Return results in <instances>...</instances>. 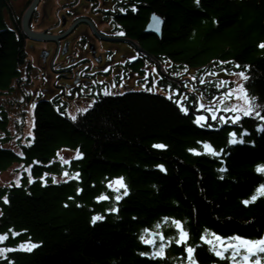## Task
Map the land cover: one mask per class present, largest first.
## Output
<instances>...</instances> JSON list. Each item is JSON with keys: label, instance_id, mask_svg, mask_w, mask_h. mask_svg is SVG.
<instances>
[{"label": "trees", "instance_id": "obj_1", "mask_svg": "<svg viewBox=\"0 0 264 264\" xmlns=\"http://www.w3.org/2000/svg\"><path fill=\"white\" fill-rule=\"evenodd\" d=\"M114 3L113 10L101 9L103 16L145 52L129 67L144 75L141 69L147 59L169 62L166 71L159 69L157 79L169 92L132 89L101 94L75 120L59 98L39 96L29 135L25 133L26 106L37 68L29 57L23 14L16 12L11 0H0V197H8V203L0 199V234L7 233L0 246L36 245L31 251H8L0 264L9 260L12 264H187V246L194 248L197 264H230L228 253L222 260L200 237L214 239L212 232L250 238L264 235V194L255 192L264 183V174L255 171L257 163H264V121L249 114L235 124L229 120L219 124L211 118L202 122L211 123L210 128L195 124L196 115L206 108L199 107L198 92L189 83L218 71L238 72L247 64L249 79L244 87L250 96L258 97L257 103L264 104V48L258 46L264 41V0ZM5 10L12 25L5 19ZM152 11L164 18L161 36L144 30ZM220 61H235L241 67ZM189 69L195 71L189 73ZM147 79L153 83L151 73ZM228 86L224 83L213 90L209 84L206 94H221ZM177 101L196 108L184 113ZM260 115L264 116V110ZM257 124L262 127L257 129ZM243 129H247L245 143L239 140ZM233 131L237 142L229 145ZM204 141L223 152L219 157L207 153ZM156 143L167 147H153ZM61 149L75 155L63 159ZM16 163L20 164L19 185L2 183L1 174ZM160 164L164 169L155 167ZM75 172L79 179L72 175ZM29 173L34 178L31 184ZM53 175L59 183L52 182ZM120 176L128 192L117 201L116 190L108 188V182ZM113 207L116 212L110 211ZM97 213L103 219L92 222ZM175 220L187 230L186 241L172 240L164 257L139 254L151 251L161 238H179ZM141 234L154 244L141 241Z\"/></svg>", "mask_w": 264, "mask_h": 264}, {"label": "rangeland", "instance_id": "obj_2", "mask_svg": "<svg viewBox=\"0 0 264 264\" xmlns=\"http://www.w3.org/2000/svg\"><path fill=\"white\" fill-rule=\"evenodd\" d=\"M15 10L19 14H24L29 7V0H11ZM114 6V0H98V3L95 4V0H40L39 5L37 6V15L33 17L32 29L38 32H44L46 28L53 29V24L55 20L67 14L68 18L66 21L71 23L72 17L77 14H89L91 17H94L97 25L104 29L108 34H119V31L110 25V21L106 19L102 13L95 12L92 9L101 7L103 10L112 9ZM98 10V9H97ZM36 11V10H35ZM4 16L6 21L12 25L11 17L8 10L4 11ZM79 24V23H78ZM77 24V25H78ZM76 25V26H77ZM81 23L77 29L72 31L69 35H66L62 41L61 45L57 40H41V42L35 41L33 39H28L27 48L29 57L34 62L37 69L34 71V82L31 87L32 98L27 104V116L25 117V133L29 134L33 125V115L32 107L33 102H36V99L39 96L53 100L54 98H59L58 102L60 105L65 106L66 113L71 117L72 114L78 116L81 111L78 109H87L93 100L101 95L105 94V89H110L109 93H122L130 89H153V91H164V87L161 86L157 79L160 76L159 68L162 71H166V63H160L157 69V66L150 60H146L143 70L144 75L138 74L132 68L126 67L127 60L135 56L137 48L128 40L124 41H114V40H104L101 45L97 40V52L98 58H94L90 52L91 45L95 42L93 39L82 41V34L85 33L84 29H91V26L88 24ZM95 27V26H94ZM96 29V27H95ZM99 32V31H97ZM101 33V32H99ZM102 34V33H101ZM103 35V34H102ZM64 41L68 42L67 50L65 53L60 52L63 50ZM65 55L73 56L76 61H79L81 65L87 67L88 75L85 76V79L89 81L90 92L83 94L70 95L68 92V87L65 86L64 74L69 72L65 69V64L62 62L65 59ZM195 69H189V73L194 72ZM148 72L152 73L154 76L153 83L149 82L148 79L139 80L148 76ZM188 72L186 74H188ZM184 73H180V76H185ZM61 79H59V77ZM192 79L194 77L190 75ZM220 81L227 80L228 88L223 90L221 96L219 91L216 93L218 98H211L210 96L201 93L198 91L199 95V105H205V112L203 113L207 119L211 118V113L207 111L209 106L214 107L216 115L219 118L220 116L231 117L234 113L229 110L218 115L221 105L227 104L229 102V97L231 93L228 91L230 88L234 87V81H237V77L232 73L229 74L226 71H218L215 76ZM202 81H206V78H203ZM198 81L191 83L190 87H193L197 84ZM204 84L199 85L202 88ZM220 87V85H218ZM164 92H169L165 90ZM201 93V94H200ZM222 97H224L222 99ZM235 97H231L232 102H236ZM83 112V111H82ZM201 115V114H200ZM242 116V115H241ZM240 116V118H241ZM13 135H15L14 129H12ZM1 135V133H0ZM60 155L63 159H70L75 152L70 149H61ZM20 164H14L5 170L1 174V182L6 183L9 181H16L19 179L21 172L19 171ZM1 247V246H0Z\"/></svg>", "mask_w": 264, "mask_h": 264}, {"label": "snow or ice", "instance_id": "obj_3", "mask_svg": "<svg viewBox=\"0 0 264 264\" xmlns=\"http://www.w3.org/2000/svg\"><path fill=\"white\" fill-rule=\"evenodd\" d=\"M200 0H195V3L199 5ZM121 11H125V9H120ZM133 10L134 6H133ZM122 34V33H121ZM259 47L264 48V41H261L260 44L258 45ZM219 63L225 64V63H232L235 65L236 68H240L241 66L236 63L235 61H220ZM244 70L238 71V72H233L232 74L237 77V81H234V87L230 88L228 91L231 93V97H235L236 102L231 101V97H229V102L224 105V111L227 112L229 108L231 111L234 113L230 118L226 116H220L219 118L216 115V109L212 106H209L207 108V111L211 113V119L212 120H219V124H223L225 120H229V122L235 124L239 122L240 116L241 115H254L256 116L259 120L264 121V116L260 115V110H264V104L257 103L258 97L254 95H249L248 90L244 87V81H247L249 79L248 75H246V70L248 69L249 65L245 64L242 66ZM176 75H180L179 72L175 73ZM195 79V78H194ZM202 79V78H201ZM221 83H227V81H222ZM149 91H152L153 89L149 88ZM110 89H105V94H109ZM224 97H222L223 99ZM179 104V101H177ZM32 107H35V102H33ZM180 110L184 113L189 112V107H191L193 110L196 108L195 104L190 105L189 107H185L184 104H179ZM199 107L201 109L205 108L204 104H200ZM86 109H78V111H85ZM71 119L75 120L76 115L72 114ZM207 119L206 116L203 114L201 115H196L194 123L197 125H201L202 127H212L213 125L211 123L207 124H202L203 121ZM219 126V125H217ZM257 129H260L262 127L261 124L256 125ZM247 132V129H243L239 133V140L241 143H245L243 141V136ZM31 135V133H29ZM238 135L235 131L229 133L228 137V144L232 145L237 142ZM28 144H31V141H27ZM199 143V142H198ZM246 143H253V141H247ZM153 147L156 148H166L167 145L163 143H156L153 145ZM203 147L204 150L214 156L219 157L220 153L223 152V148H221L219 151L215 150L213 148V145L208 142L204 141L203 142ZM188 151L196 153L197 149L196 148H190ZM78 155L82 156L83 153H77ZM20 155H23V153H20ZM155 167H158L160 169H164V166L162 164L156 165ZM221 172L226 171V168L222 165L220 168ZM255 171L257 173H262L264 174V163H257L255 165ZM44 175H48V173H45ZM67 175V173H65ZM75 176L76 179H79V173L75 172L72 174ZM71 178V177H69ZM33 177H31L30 173L28 176V183L31 184L33 181ZM41 181H44V176H41L39 178ZM46 183V181H44ZM52 182L53 183H59V181L56 180V177L53 175L52 176ZM17 185H19L20 181L17 179L15 181ZM108 188L110 189H115L116 190V195L114 197L115 200L119 201L121 199L122 195H127L128 189L127 185L124 182L123 176L116 177L114 180L108 182ZM120 188H123L124 191L121 193L119 191ZM78 193L81 191V189L78 187L76 190ZM256 194H264V183H261L255 190ZM256 194H253L251 196L252 200L256 199ZM5 203H8V197L7 194H5L3 197H0ZM71 199V197H69ZM95 199L99 200L101 197H96ZM243 203L247 204L249 203L248 200H244ZM112 212H116L117 208L113 207L110 209ZM2 214V213H0ZM102 220L103 216L100 214H96L92 217V222H95L96 220ZM165 220H168V217L164 218ZM176 228H178L179 231V238L175 237H168L166 239L161 238L160 243L158 245H154L151 251L149 252H140L139 254L142 256H148L151 258H156V257H164L165 255V247L167 246L168 243H170L172 240H175L176 244H181L183 241H186L188 238V232L185 228L181 226V221L180 220H175L174 221ZM156 227L159 228L160 225L159 223L156 224ZM143 231L147 232V229H144ZM206 233L209 231L208 229L204 230ZM13 236L17 235V233L13 232ZM154 235H158L157 233H154ZM7 233L5 234H0V242L4 241L6 239ZM211 236L214 239H207L204 235H201L200 240L204 241L208 244L209 246V251L213 252L215 256L220 257L222 260L225 259V253H228L227 255V260L230 262V264H264V235H258L257 237L250 238L248 236L244 235H232V236H221L215 232L211 233ZM139 239L145 243L149 244H154L153 240H145V236L141 234L139 236ZM36 246L33 244L31 247ZM31 247H26L24 243L17 244L13 248H5V247H0V257H3L8 251L12 250H27L31 251ZM186 252H187V264H197V261L195 260V257L193 255L194 253V248L192 246H187L186 247ZM9 264H12V261L9 260Z\"/></svg>", "mask_w": 264, "mask_h": 264}, {"label": "flooded vegetation", "instance_id": "obj_4", "mask_svg": "<svg viewBox=\"0 0 264 264\" xmlns=\"http://www.w3.org/2000/svg\"><path fill=\"white\" fill-rule=\"evenodd\" d=\"M92 10L96 12L97 8L94 7ZM85 17L90 18L91 21L94 22L96 29H94L93 27H91V29L85 28L84 29L85 33L82 34V36H83L82 41L86 42L87 40H89V38H92V39L96 38V39H93L95 42H93L94 44L91 45L92 51L90 50V52L94 58H98L99 56H98V52H97L98 51L97 50V46H98L97 40H100L101 42H99V43L101 45H103L102 42L105 39L102 38L101 33H104V34H108V33H106V31L104 29L100 28L97 25L94 17H91L89 14H79V15L77 14L76 16L72 17L73 19H72L71 23H68L66 21V19L68 18V15L64 14L55 20L53 27H52L53 29L56 30L55 32L51 31V29H48V28H46L44 30V32L61 34V33L65 32L67 29H69L77 20H79L81 18H85ZM81 23L87 24L85 27H87L89 24L85 21L81 22ZM81 23H79L77 26H75L73 31L75 29H77ZM110 25L115 27L111 21H110ZM97 31H99L101 33L97 32ZM108 35H110V34H108ZM66 37H64V38H66ZM64 38L57 40V41H59L58 43L60 45H61V41ZM38 42H41V41H38ZM67 46H68V42L64 41V48H63V50L60 49L59 51L65 53L67 50ZM61 47H62V45H61ZM135 54H137V52ZM62 64L63 65L65 64V69L69 71L66 74H64V76H63L65 79V86L68 87L69 94L72 96L76 95V94H79L82 96L83 94L89 93L90 92V89H89L90 84H89V81L85 79V76L88 75V72L86 70L87 67L81 65V63L79 61H76L75 58H73V56H67V55H65V59L62 62ZM59 79H61V78L59 77ZM212 83L217 84L216 80H212V81L209 80L208 81V78H207V80L205 81V84H208V86H209V84L212 85Z\"/></svg>", "mask_w": 264, "mask_h": 264}, {"label": "water", "instance_id": "obj_5", "mask_svg": "<svg viewBox=\"0 0 264 264\" xmlns=\"http://www.w3.org/2000/svg\"><path fill=\"white\" fill-rule=\"evenodd\" d=\"M39 2L40 0H33L23 17V27L28 37L35 39V40H46V39L57 40L59 38L65 37L73 30L76 23L73 24V26H71L66 32L59 34V35L46 33V32H36L32 30L30 27V21H31V17L35 9L37 8ZM82 21L89 22L92 25V23L87 18L81 19L77 23L82 22ZM163 23H164V18L159 13L152 11L150 13L149 21L146 24L144 30L146 32L154 33L157 36H161ZM104 38L109 39V40H126L125 38H122V37H104ZM137 49L138 51H141L139 48Z\"/></svg>", "mask_w": 264, "mask_h": 264}, {"label": "clouds", "instance_id": "obj_6", "mask_svg": "<svg viewBox=\"0 0 264 264\" xmlns=\"http://www.w3.org/2000/svg\"><path fill=\"white\" fill-rule=\"evenodd\" d=\"M113 264H115V261H113Z\"/></svg>", "mask_w": 264, "mask_h": 264}]
</instances>
